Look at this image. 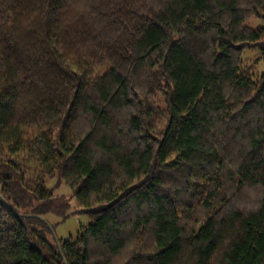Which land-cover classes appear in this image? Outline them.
I'll list each match as a JSON object with an SVG mask.
<instances>
[{
    "label": "trees",
    "instance_id": "obj_1",
    "mask_svg": "<svg viewBox=\"0 0 264 264\" xmlns=\"http://www.w3.org/2000/svg\"><path fill=\"white\" fill-rule=\"evenodd\" d=\"M0 264H264V0H0Z\"/></svg>",
    "mask_w": 264,
    "mask_h": 264
},
{
    "label": "rangeland",
    "instance_id": "obj_2",
    "mask_svg": "<svg viewBox=\"0 0 264 264\" xmlns=\"http://www.w3.org/2000/svg\"><path fill=\"white\" fill-rule=\"evenodd\" d=\"M261 21L255 18L246 21V25L255 27L259 26ZM256 51H250L246 53V56L253 55ZM44 186L50 189L54 195L63 197L67 203L66 215L62 217L58 214L47 213L44 215V220L50 226V230L46 233V239L51 243H56L57 240H66L69 238H75L80 226H85L90 222V218L87 213L83 211L82 206L78 203L73 192L65 184V182L54 174L44 180ZM233 206L239 205L236 201H233ZM250 199L247 198L243 201V206H249Z\"/></svg>",
    "mask_w": 264,
    "mask_h": 264
}]
</instances>
